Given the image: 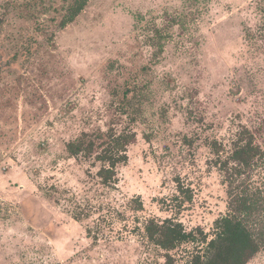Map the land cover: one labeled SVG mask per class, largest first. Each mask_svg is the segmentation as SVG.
Here are the masks:
<instances>
[{
  "label": "rangeland",
  "instance_id": "rangeland-1",
  "mask_svg": "<svg viewBox=\"0 0 264 264\" xmlns=\"http://www.w3.org/2000/svg\"><path fill=\"white\" fill-rule=\"evenodd\" d=\"M73 1L0 0V264L184 261L194 244L165 250L146 225L210 239L228 212L216 142L243 124L264 143V0H89L60 27ZM135 84L138 138L106 185L67 145Z\"/></svg>",
  "mask_w": 264,
  "mask_h": 264
},
{
  "label": "trees",
  "instance_id": "trees-1",
  "mask_svg": "<svg viewBox=\"0 0 264 264\" xmlns=\"http://www.w3.org/2000/svg\"><path fill=\"white\" fill-rule=\"evenodd\" d=\"M88 1L74 0L60 27L72 22ZM137 88V84L127 87L106 129L85 131L67 145L73 157L101 163L98 176L106 185L117 182V168L129 160V146L138 138L133 123L143 115L144 104L137 103ZM227 146L216 142L228 181L229 210L216 220L210 239L201 228L187 230L182 222L170 218L148 221V238L163 249L172 251L184 244L195 245L188 259L178 262L170 256L167 264H247L264 249V143L258 141L252 128L242 124L231 139V147ZM224 152L227 154L222 158Z\"/></svg>",
  "mask_w": 264,
  "mask_h": 264
}]
</instances>
